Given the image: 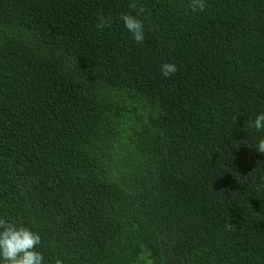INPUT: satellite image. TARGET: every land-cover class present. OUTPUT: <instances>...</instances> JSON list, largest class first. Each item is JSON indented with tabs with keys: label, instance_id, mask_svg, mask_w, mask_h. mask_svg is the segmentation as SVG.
<instances>
[{
	"label": "trees",
	"instance_id": "obj_1",
	"mask_svg": "<svg viewBox=\"0 0 264 264\" xmlns=\"http://www.w3.org/2000/svg\"><path fill=\"white\" fill-rule=\"evenodd\" d=\"M191 2L0 0V217L45 264H264V0Z\"/></svg>",
	"mask_w": 264,
	"mask_h": 264
},
{
	"label": "clouds",
	"instance_id": "obj_2",
	"mask_svg": "<svg viewBox=\"0 0 264 264\" xmlns=\"http://www.w3.org/2000/svg\"><path fill=\"white\" fill-rule=\"evenodd\" d=\"M190 6L193 12L202 11L205 8V0H192ZM120 19L134 40L137 43H143L146 33L144 22L140 16L126 13ZM111 23L112 20L109 16L101 15L97 18L96 27L98 30H102L109 27ZM160 71L165 77H168L178 71V66L165 62L161 64ZM249 126L258 132H264V111L258 113L249 122ZM255 148L258 152L264 153V136L257 139ZM41 243L42 238L39 232L0 217V264H45L44 254L39 250Z\"/></svg>",
	"mask_w": 264,
	"mask_h": 264
}]
</instances>
